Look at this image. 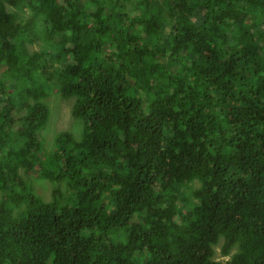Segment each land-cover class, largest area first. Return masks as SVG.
Masks as SVG:
<instances>
[{"label":"trees","instance_id":"16d2710c","mask_svg":"<svg viewBox=\"0 0 264 264\" xmlns=\"http://www.w3.org/2000/svg\"><path fill=\"white\" fill-rule=\"evenodd\" d=\"M19 9L0 0V264H264V0ZM53 92L82 126L47 152Z\"/></svg>","mask_w":264,"mask_h":264},{"label":"rangeland","instance_id":"374dc122","mask_svg":"<svg viewBox=\"0 0 264 264\" xmlns=\"http://www.w3.org/2000/svg\"><path fill=\"white\" fill-rule=\"evenodd\" d=\"M37 46H30V49H36ZM51 50V48H50ZM75 97H70L65 99L62 97L60 92H53L49 95V97L45 100L46 103L50 106L51 115L50 121L46 126L45 137L46 143L44 144V148L50 150L53 146L54 138L56 133L59 134L63 131H69L73 133L76 138H78L81 134V121L78 118H74V123L70 122L71 115L70 111H72V106L75 103ZM22 170L20 173L22 174ZM27 175V174H26ZM27 177L33 183H38L34 176L27 175ZM119 235L118 229L115 231L114 239H117ZM216 249V258L221 259L223 261L230 258V254L223 255L221 252V242L215 245ZM233 251L235 249L233 248Z\"/></svg>","mask_w":264,"mask_h":264},{"label":"clouds","instance_id":"9594fccd","mask_svg":"<svg viewBox=\"0 0 264 264\" xmlns=\"http://www.w3.org/2000/svg\"><path fill=\"white\" fill-rule=\"evenodd\" d=\"M18 5H19V7H20V9L19 10H16L17 12H20L23 8H24V6H25V0H18ZM22 17V16H21ZM25 23V22H24ZM27 25H28V27H29V29H27V31L28 32H30V34H32L33 36L34 35H36L37 37H45V35H47V28L46 27H44V26H42V25H39V24H28L27 23ZM26 44H28V43H26ZM30 46H37V48L36 49H42V47L40 46V45H38V44H33V45H28V48L30 49ZM45 49H47V48H45ZM51 52V50H47L46 52ZM206 54H210V53H206ZM52 56V54L50 55V53L48 54V58H50ZM68 59L69 60H71L72 61V58H71V56L70 57H68ZM40 62H41V66H42V68L46 71V72H51V70L48 68L49 67V62H47V61H45V60H40ZM48 105V104H47ZM49 106V105H48ZM49 109H50V106H49ZM70 115H71V119H70V122H72V123H74V116L72 115V113H71V111H70ZM56 135H57V133H56ZM56 135H55V137H56ZM54 144H55V138H54V142H53V146H54ZM53 146H52V148L50 149V150H47V149H45L47 152H50L52 149H53ZM44 147V146H43ZM46 194H48V192L46 193ZM216 254L217 253H215V255H214V258L216 257Z\"/></svg>","mask_w":264,"mask_h":264}]
</instances>
